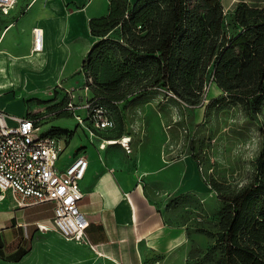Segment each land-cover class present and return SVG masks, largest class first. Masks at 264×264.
Returning <instances> with one entry per match:
<instances>
[{"label":"crops","instance_id":"0c3cea01","mask_svg":"<svg viewBox=\"0 0 264 264\" xmlns=\"http://www.w3.org/2000/svg\"><path fill=\"white\" fill-rule=\"evenodd\" d=\"M262 6L264 0L255 4ZM108 10L109 0H19L9 15L0 12V108L17 116L37 117L49 109L58 113L65 94L81 83L84 60L97 40L90 21ZM35 29L44 34L40 52L33 50ZM24 92L43 94L48 104L27 107L20 96ZM114 130L100 132L90 144L96 141L97 147L77 151L63 163L78 156L88 161L80 182L81 208L91 222L88 236L95 249L50 228L52 204L20 208L10 193L5 198L0 193V264H51L55 253L69 264H209L203 261L209 258V250L203 252L209 248V229L201 222L209 220L210 186L193 153L165 160L161 151L135 147L134 135L108 138ZM125 136L131 139V153L116 141L100 148L102 139Z\"/></svg>","mask_w":264,"mask_h":264},{"label":"trees","instance_id":"16d2710c","mask_svg":"<svg viewBox=\"0 0 264 264\" xmlns=\"http://www.w3.org/2000/svg\"><path fill=\"white\" fill-rule=\"evenodd\" d=\"M90 28L97 40L83 63L85 87L94 94L89 101L111 115L109 108L120 117L117 103L157 91L200 108L210 83L222 94L207 115L232 106L250 118L263 112L264 6L241 0L227 13L222 0H109L108 14ZM258 130L261 149L242 185L206 177L192 146L204 182L223 205L210 232L213 264H264V121Z\"/></svg>","mask_w":264,"mask_h":264},{"label":"rangeland","instance_id":"374dc122","mask_svg":"<svg viewBox=\"0 0 264 264\" xmlns=\"http://www.w3.org/2000/svg\"><path fill=\"white\" fill-rule=\"evenodd\" d=\"M234 1H224L227 2V13H231L239 3L236 2L235 6L228 8ZM248 1L255 6L263 0ZM12 77L14 78V75ZM100 80L104 81L105 78L101 76ZM213 84L215 83H210L205 90L204 106L196 109H190L187 105H183L180 100L166 96L165 91H157L147 95L141 94L119 102L116 107L120 117L115 113V109L109 108L116 120L117 127L106 135L113 139L123 134L134 135L137 138L135 147L143 144L149 146L146 147L149 150L161 151L165 160L184 157L186 153L192 152V146L195 144L198 150L194 153L201 157L203 172L206 177L213 175L217 179H227L232 184L242 185L252 174L254 161L261 149L262 139L258 128L260 123L264 121V107L263 112L255 118L247 117L238 106L213 111L209 116L206 114L208 104L222 94V90ZM72 94L76 96L73 99L78 103L83 102L85 97L89 99L94 95L91 90L85 92L83 75L81 76V83L72 90ZM68 95L71 97L70 93L65 94L66 97L59 104L61 109L58 113L55 114L53 109H49L45 113L39 114V117L46 116L41 120L43 124L42 133L49 130L65 133V149L59 165L69 160L77 151L83 152L88 147H97L96 141L93 143V147L90 146L92 138L89 131L78 123L75 116L62 110L68 101ZM20 96H22L23 103L33 109L35 107L42 108L44 104H48L43 101L49 100L43 94L31 97L27 92H24ZM20 96L17 94V99ZM78 114L83 117L86 116L82 110H79ZM121 117L127 122L125 126L120 121ZM85 125L88 124L85 123ZM201 147L203 148L201 149ZM206 203L209 209V220H204L201 223H207L209 229V248L203 250L204 253L210 250L213 245L210 232L215 233L217 231L219 213L223 208L217 193L211 187L209 200ZM60 239L64 240L63 238ZM59 245L58 251L60 252L62 245L61 243ZM214 255L217 256L218 253ZM207 256L211 257L213 254L209 253ZM203 261L213 264L206 256H203ZM70 262L72 261H68V263L63 261L60 253H55L51 264H69ZM17 264L37 263L25 261Z\"/></svg>","mask_w":264,"mask_h":264},{"label":"built area","instance_id":"2783aa9c","mask_svg":"<svg viewBox=\"0 0 264 264\" xmlns=\"http://www.w3.org/2000/svg\"><path fill=\"white\" fill-rule=\"evenodd\" d=\"M18 1L0 0V12L9 15ZM34 32L33 50L40 52L44 48L43 30L35 29ZM86 91H89L87 86ZM70 95L64 111L73 114L78 123L89 131L92 139L98 138L100 132L116 128L115 120L105 107L86 97L78 103L73 99L76 97L72 93ZM79 110L84 111L86 116L78 114ZM45 117L17 116L0 108L1 198L10 193L20 208L52 204L54 216L50 228L68 241L95 249L88 236L91 222L81 208L85 194L80 182L85 177L88 161L84 156H78L67 166L59 165L66 138L50 130L42 133L41 120ZM112 141H118L127 153L132 152L131 144L124 137L119 140L102 139L100 148L115 144ZM38 227L47 229L40 223Z\"/></svg>","mask_w":264,"mask_h":264},{"label":"bare ground","instance_id":"6f19581e","mask_svg":"<svg viewBox=\"0 0 264 264\" xmlns=\"http://www.w3.org/2000/svg\"><path fill=\"white\" fill-rule=\"evenodd\" d=\"M125 138V140L127 141V142H129L130 144H131V139L130 138H128V137H124ZM117 143H118V141H116Z\"/></svg>","mask_w":264,"mask_h":264}]
</instances>
